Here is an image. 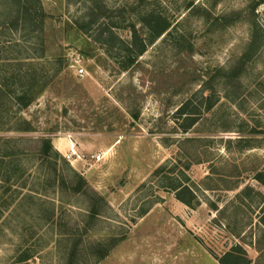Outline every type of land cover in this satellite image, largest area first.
Returning a JSON list of instances; mask_svg holds the SVG:
<instances>
[{
    "label": "rangeland",
    "instance_id": "rangeland-1",
    "mask_svg": "<svg viewBox=\"0 0 264 264\" xmlns=\"http://www.w3.org/2000/svg\"><path fill=\"white\" fill-rule=\"evenodd\" d=\"M0 264H264V0H0Z\"/></svg>",
    "mask_w": 264,
    "mask_h": 264
},
{
    "label": "trees",
    "instance_id": "trees-1",
    "mask_svg": "<svg viewBox=\"0 0 264 264\" xmlns=\"http://www.w3.org/2000/svg\"><path fill=\"white\" fill-rule=\"evenodd\" d=\"M38 11L39 12H37V14L35 16V19H34V22L37 23V24L38 23H41V26H42L43 25V21H44V14L42 13L41 7H39ZM17 20H19V19H17ZM166 29H167V27L162 28L157 33V36H160L161 34H163V32L166 31ZM143 52H144V50H141L140 53H143ZM37 78H35V82H34L35 84L38 83V80H36ZM16 99H17V102L19 104L21 103L24 106H27L28 103L30 102V100L28 102V100H27V98H26L25 95L19 96ZM28 131L29 130H26V129H18V130H16V132H28ZM38 142H39V144H41V147H40V150H39V153L38 154L41 155V156H43V157H45V158H50V154H52L51 153L52 152L51 140L49 138H41V139H39ZM59 177L60 178L57 180L59 182V185H60L59 187H61V186H62V188L63 187L68 188L69 187L71 189V191L74 192V193H77V194L82 193L87 188V185H86L85 180L82 177H80L78 174H76V173H75V175L73 177V180H70L69 182H68V180H65L62 176H59ZM68 184H70V186ZM170 186H171L170 187L171 190H173L175 192H177V190L179 189V187L177 185H175V184L174 185H170ZM177 199L180 200L179 198H177ZM89 214L92 217H94L95 214H96V210L92 207L90 209V211H89Z\"/></svg>",
    "mask_w": 264,
    "mask_h": 264
},
{
    "label": "crops",
    "instance_id": "crops-1",
    "mask_svg": "<svg viewBox=\"0 0 264 264\" xmlns=\"http://www.w3.org/2000/svg\"><path fill=\"white\" fill-rule=\"evenodd\" d=\"M53 145H54V148H55L56 150H58L59 152H63V151L66 150L65 146L62 145V143H61L60 141H58V140L55 141V142L53 143ZM70 149H74V146H73L72 143L69 145V150H70ZM74 152H75V149H74Z\"/></svg>",
    "mask_w": 264,
    "mask_h": 264
},
{
    "label": "built area",
    "instance_id": "built-area-1",
    "mask_svg": "<svg viewBox=\"0 0 264 264\" xmlns=\"http://www.w3.org/2000/svg\"><path fill=\"white\" fill-rule=\"evenodd\" d=\"M75 73H76V76H77V77H83L85 71H84V69H83L82 67H79V68H77V69L75 70Z\"/></svg>",
    "mask_w": 264,
    "mask_h": 264
},
{
    "label": "bare ground",
    "instance_id": "bare-ground-1",
    "mask_svg": "<svg viewBox=\"0 0 264 264\" xmlns=\"http://www.w3.org/2000/svg\"><path fill=\"white\" fill-rule=\"evenodd\" d=\"M70 151L72 152V154L75 153V152H74V149H71Z\"/></svg>",
    "mask_w": 264,
    "mask_h": 264
}]
</instances>
